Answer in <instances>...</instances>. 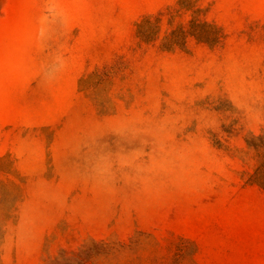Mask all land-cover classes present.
Segmentation results:
<instances>
[{"label": "rangeland", "instance_id": "1", "mask_svg": "<svg viewBox=\"0 0 264 264\" xmlns=\"http://www.w3.org/2000/svg\"><path fill=\"white\" fill-rule=\"evenodd\" d=\"M0 264H264V0H0Z\"/></svg>", "mask_w": 264, "mask_h": 264}]
</instances>
